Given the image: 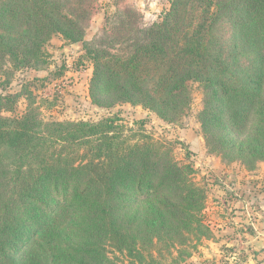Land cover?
Returning <instances> with one entry per match:
<instances>
[{
    "label": "trees",
    "instance_id": "obj_1",
    "mask_svg": "<svg viewBox=\"0 0 264 264\" xmlns=\"http://www.w3.org/2000/svg\"><path fill=\"white\" fill-rule=\"evenodd\" d=\"M94 1L0 0V87L4 63L47 64L44 47L60 34L86 47L100 106L141 105L177 122L192 103L189 82H198L208 148L254 171L264 161V0H171L149 26L125 7L91 45L85 24ZM228 13L235 50L255 57L245 78L224 74L214 54L215 28ZM24 95L0 93V264H114L108 249L156 264L188 243L189 232L199 239L208 232L199 216L204 179L169 143L128 142L118 116L46 121L33 104L18 110Z\"/></svg>",
    "mask_w": 264,
    "mask_h": 264
},
{
    "label": "rangeland",
    "instance_id": "obj_2",
    "mask_svg": "<svg viewBox=\"0 0 264 264\" xmlns=\"http://www.w3.org/2000/svg\"><path fill=\"white\" fill-rule=\"evenodd\" d=\"M170 1L95 0L92 16L85 24V39L91 45L100 44L107 19L110 20L125 7L140 12L141 25H152L161 20L162 14L170 7ZM232 18L233 15L228 13L217 24L214 37L219 45L214 54L217 59L220 58L217 54H220L226 64L227 71L224 74L231 79L237 76L245 78L254 65L255 57L240 47L235 50ZM44 48L48 53L47 64L12 70L8 63H4L5 74L0 93H25L16 105L19 111L23 112L28 104H33L39 108L41 117L46 121L99 122L118 116L122 138L130 143L144 138L169 143L176 160L180 164L191 163L196 179H204L202 183L207 190V208L199 216L204 215L203 222L210 229L200 239L189 232L188 243L166 250L162 257L158 256L156 264H264V248H258L262 245H257L253 239H262L264 246V208H259L262 214L257 211L236 213L242 208H232L224 213L223 207L218 205L224 200V182L233 181L231 175L237 169H246V166L240 160L223 159L208 148L199 120L205 92L198 82H189L192 96L190 108L179 121L168 122L155 111L141 105L119 103L113 107H103L96 104L90 91L94 65L87 58L86 47L82 42H70L57 34ZM262 162H257L256 168ZM249 188L250 205L253 207L260 201L256 193H260L261 187H253L249 183ZM248 192L244 191V195ZM260 218V223H256L257 230L251 222ZM108 250L114 264H137L124 253Z\"/></svg>",
    "mask_w": 264,
    "mask_h": 264
},
{
    "label": "crops",
    "instance_id": "obj_3",
    "mask_svg": "<svg viewBox=\"0 0 264 264\" xmlns=\"http://www.w3.org/2000/svg\"><path fill=\"white\" fill-rule=\"evenodd\" d=\"M260 166H258L256 169H254V171H252L250 174L245 170V169H237V171H235V174H232L231 177L233 179V181L231 182H224L225 186L224 188V194H223V201L221 203H218L219 206L223 207V212H227V210H232V208L236 209H240L242 208L243 210H237L236 213H249V211H257V213H261L262 212L259 210V208H264V162L259 164ZM249 183L253 184V187H261V189L259 190L260 193H256L257 196H259L260 201L258 203H255L254 206L252 207V205H250V200L249 198H251V192H250V188H249ZM244 191H249L248 194L244 195ZM234 195V196H233ZM249 195V196H248ZM252 207V208H251ZM255 209V210H254ZM237 218V217H234ZM233 218V219H234ZM243 218V217H242ZM241 218V219H242ZM245 219L243 218V221ZM264 220V219H262ZM261 221L260 220H254L253 222H251V224L256 228V223L259 224ZM213 222V221H211ZM259 230V229H257ZM254 232V230H253ZM259 232V231H257ZM259 238V236H258ZM254 243H256L257 245H262L259 246L258 248H264L263 246V240H257V237H254ZM257 248V247H256Z\"/></svg>",
    "mask_w": 264,
    "mask_h": 264
}]
</instances>
